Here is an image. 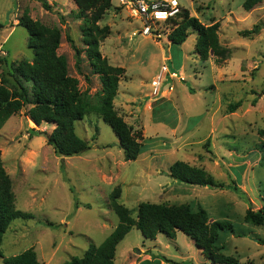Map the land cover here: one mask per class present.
<instances>
[{
  "label": "rangeland",
  "instance_id": "1",
  "mask_svg": "<svg viewBox=\"0 0 264 264\" xmlns=\"http://www.w3.org/2000/svg\"><path fill=\"white\" fill-rule=\"evenodd\" d=\"M179 1L182 9H189L203 23H220V41L231 51L227 59L211 55L208 61L201 60L195 52L197 33L193 30L183 44L171 43L168 35L174 25L170 20H149L152 33H140L141 20L121 0H113V8L100 21L112 29L100 43L102 55L125 68L115 108L143 137L136 160H125L118 136L93 109L76 122L78 134L90 145L79 155L55 153L44 134L51 133L55 125H36L28 115L30 105L4 124L0 150L13 182L15 207L33 215L11 223L2 243L5 258L31 247L39 264H63L82 256L91 244H101L118 224L109 196L120 186V201L134 216L140 202L151 201L189 203L195 209L205 208L211 218L231 221L235 233L220 231L222 252L245 264L264 263V225L244 220L248 207L264 208V136L259 133L264 129V26L254 37L240 35L264 21V0L252 11L243 8L244 0ZM48 2L52 11L45 10L39 0H0V21L5 25L0 57L9 65L33 59L28 31L17 21L27 12L61 30L58 52L65 55L69 74L79 79L83 99L90 106L99 105L100 78L85 52L78 69L75 50L67 38L71 36L84 49L81 25L85 21L78 18L74 0ZM164 56L170 57V72L177 75H168L156 93L154 81L166 64ZM2 70L0 62V78ZM126 96L131 101L125 100ZM239 100L242 105L229 112L228 104ZM31 128L41 133L31 135ZM176 160L202 167L218 181L234 180L240 191L175 180L169 167ZM116 255L115 264H140L147 256L154 259L153 264L164 263L162 256L209 264L181 231L175 238L160 233L151 240L134 227L119 243ZM0 264H5L4 258ZM143 264L152 263L145 260Z\"/></svg>",
  "mask_w": 264,
  "mask_h": 264
},
{
  "label": "trees",
  "instance_id": "2",
  "mask_svg": "<svg viewBox=\"0 0 264 264\" xmlns=\"http://www.w3.org/2000/svg\"><path fill=\"white\" fill-rule=\"evenodd\" d=\"M39 1L45 10H53L48 0ZM74 1L79 10L78 18L85 21L81 25V32L86 47L79 48L71 36L67 38L75 50L78 69L85 52L93 72L99 76L102 84L100 104L90 106L82 97L79 79L69 74L67 59L58 52L62 39L61 30L24 12L19 17L18 25L27 29L28 46L33 49L34 57L31 61L23 59L10 65L6 58L0 57L3 65L0 78V130L13 115L30 105L28 115L36 125L43 122L55 125L51 133H44L55 153L63 157L79 155L90 145L78 134L76 122L84 119L93 109L118 136L125 160H136L142 150L143 137L124 119L114 104L125 68L111 64L99 49L101 41L112 33L110 25L102 26L100 21L113 8V0ZM262 2L263 0H244L243 8L252 11ZM170 21L174 25L168 35L171 43L183 44L193 30L197 33L195 52L201 60L206 62L211 55L216 56L218 60H225L230 56V48L223 45L219 38V22L205 24L198 17L191 15L187 8H183L177 16L170 18ZM263 26L264 21L255 24L251 29L240 31V35L254 37ZM4 27L0 21V35ZM85 79L88 80L89 75H85ZM256 102L257 98H254L253 105ZM241 105L242 101L239 100L230 102L227 108L229 112H235ZM33 133L41 131L31 128L30 134ZM259 133L264 136V129ZM169 175L175 180L189 184L240 191L234 180L232 183L218 181L204 168L184 160L174 161L169 167ZM121 195L122 188L118 186L109 196V206L119 217L115 229L101 244H91L82 256H74L63 264H115L119 243L134 227L139 229L146 239L151 240H155L160 233L175 238L177 232L181 231L195 242L210 264H245L235 255L222 252L219 245L220 231L230 229L235 233L231 221L213 219L205 208L195 209L189 203L167 204L151 201L140 202L134 216L133 210L120 201ZM31 217V213L15 207L13 182L4 166L0 150V258H4L5 264H39L37 252L33 247L8 258L4 257L2 250L4 235L11 223L17 218ZM244 220L263 226L264 208L254 210L251 206L248 207ZM261 241L264 244V240ZM162 260L170 264H196L166 256H162Z\"/></svg>",
  "mask_w": 264,
  "mask_h": 264
},
{
  "label": "built area",
  "instance_id": "3",
  "mask_svg": "<svg viewBox=\"0 0 264 264\" xmlns=\"http://www.w3.org/2000/svg\"><path fill=\"white\" fill-rule=\"evenodd\" d=\"M122 4L129 6L131 12L141 20L143 26H141L139 32L147 35L151 34L149 20L169 21L170 18L177 16L181 10V3L179 0H121ZM136 34V33H135ZM134 34V35H135ZM177 75L176 72H170L167 64H163L160 73L156 76L154 81L155 92L161 89L162 84L166 81L167 76ZM170 90H173V85L169 86Z\"/></svg>",
  "mask_w": 264,
  "mask_h": 264
},
{
  "label": "crops",
  "instance_id": "4",
  "mask_svg": "<svg viewBox=\"0 0 264 264\" xmlns=\"http://www.w3.org/2000/svg\"><path fill=\"white\" fill-rule=\"evenodd\" d=\"M119 2H120V0H118ZM121 3V2H120ZM113 5H114V3H113ZM19 20V19H18ZM17 20V21H18ZM134 23V22H133ZM170 60V57H168V56H164V62L168 65V67L170 66L167 62ZM170 69V68H169ZM173 72H176V71H173ZM125 100H127V101H131L127 96H126V98H125ZM203 187H207V186H203ZM214 219V218H213ZM194 242V241H193ZM194 244H195V242H194ZM198 248V247H197ZM199 249V248H198ZM200 250V249H199ZM116 254H117V252H116ZM117 256V255H116ZM151 261V263L153 264V262H154V259L153 258H149L148 256L147 257H144V258H141L140 259V264H143V262L144 261ZM116 262V261H115ZM135 264H138V262H134ZM165 263V262H164ZM162 261H160V263L159 264H164ZM165 264H170V263H165ZM205 264V263H204ZM209 264H210V261H209Z\"/></svg>",
  "mask_w": 264,
  "mask_h": 264
},
{
  "label": "water",
  "instance_id": "5",
  "mask_svg": "<svg viewBox=\"0 0 264 264\" xmlns=\"http://www.w3.org/2000/svg\"><path fill=\"white\" fill-rule=\"evenodd\" d=\"M264 264V263H263Z\"/></svg>",
  "mask_w": 264,
  "mask_h": 264
}]
</instances>
